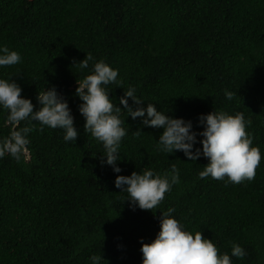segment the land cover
<instances>
[{
  "label": "trees",
  "instance_id": "16d2710c",
  "mask_svg": "<svg viewBox=\"0 0 264 264\" xmlns=\"http://www.w3.org/2000/svg\"><path fill=\"white\" fill-rule=\"evenodd\" d=\"M3 47L21 61L0 66V79L15 81L34 111L38 92L55 87L78 137L65 141L63 129L21 122L33 128L28 158H0V264H92L93 255L103 257L99 264H142V242L155 239L170 207L182 230L201 231L231 264H264V0H0ZM87 53L94 57L88 68L74 65ZM101 60L123 82L105 86L127 133L119 173L106 163L102 142L85 133L75 92ZM129 87L145 108L191 121L193 151L202 148V114L243 113L262 157L255 178H199L206 157L189 161L183 151L157 150L163 129L132 119L120 104ZM225 91L234 93L231 100ZM7 115L0 106V140L11 131ZM173 164L180 183L155 211L133 208L115 186L117 175L163 176ZM233 244L244 249L242 259L232 256Z\"/></svg>",
  "mask_w": 264,
  "mask_h": 264
},
{
  "label": "clouds",
  "instance_id": "9594fccd",
  "mask_svg": "<svg viewBox=\"0 0 264 264\" xmlns=\"http://www.w3.org/2000/svg\"><path fill=\"white\" fill-rule=\"evenodd\" d=\"M92 60L94 57L87 53L83 60L74 65L85 69ZM20 61L18 52L9 51L7 47L0 48V66H12ZM117 77L118 71L103 60L95 62L92 73L81 81L77 80L75 92L82 101L79 111L85 118V133H90L94 139L102 142L106 150V163L119 173L121 169L116 165L118 149L127 133L119 118L122 108L112 102L105 87L110 84L122 87L123 82L118 81ZM21 92V87L15 81L0 79V106L8 110L7 123L11 126L9 135L0 140V158L6 154L17 162L22 156L28 158L27 135L33 128L27 125L20 127L22 121H38L41 130L43 126L63 129L65 141H76L78 131L74 127V117L67 101L55 87L38 92L37 100L41 107L35 111L32 101L22 97ZM225 96L231 100L234 93L225 91ZM129 98L132 105L129 104ZM143 102L133 87H129L120 97V104L127 111V116L130 115L132 119L143 118L144 125L163 129L157 150L168 154L183 151L189 161H196L203 155L209 163L199 172V178L210 176L224 180L227 177L229 182L235 184L255 178L262 157L259 147L252 146L253 137L246 130L251 121L246 122L243 113L231 115L214 110L202 114L199 118V122L204 125L203 131L199 133L202 148L193 151L197 133L192 131L191 121L170 117L158 111L153 104H147L145 108ZM140 132L137 129L134 135L139 136ZM179 183V169L175 164L163 176L154 174L152 170H144L142 174L134 171L130 176L117 175L115 179V186L127 193L124 200H129L133 208L138 206L141 210L152 211L159 209L165 194ZM174 211L170 207L162 212L159 233L150 243L142 242V264H231L229 254L220 255L217 246L212 240L204 238L201 231L193 235L182 230L178 220L170 216ZM231 254L242 259L246 253L240 245L233 244ZM101 259V255H93L92 264H99Z\"/></svg>",
  "mask_w": 264,
  "mask_h": 264
}]
</instances>
